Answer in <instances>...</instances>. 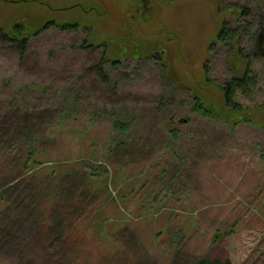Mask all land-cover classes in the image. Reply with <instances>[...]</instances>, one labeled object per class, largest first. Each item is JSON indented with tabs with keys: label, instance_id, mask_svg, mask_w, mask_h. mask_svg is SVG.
<instances>
[{
	"label": "rangeland",
	"instance_id": "rangeland-1",
	"mask_svg": "<svg viewBox=\"0 0 264 264\" xmlns=\"http://www.w3.org/2000/svg\"><path fill=\"white\" fill-rule=\"evenodd\" d=\"M50 20L80 29H47L25 57L0 42V141L18 134L21 116L52 124L66 98L65 121L46 127L50 171L100 164L115 112L136 143L125 163L107 161L112 193L96 202L104 215L82 221L86 238L75 233L46 264H264V0H0L6 30ZM223 30L235 38L222 41ZM105 54L121 60L104 66L113 88L91 69ZM249 74L256 84L236 91L247 111L231 128L220 88ZM200 103L211 116L195 111Z\"/></svg>",
	"mask_w": 264,
	"mask_h": 264
},
{
	"label": "trees",
	"instance_id": "trees-1",
	"mask_svg": "<svg viewBox=\"0 0 264 264\" xmlns=\"http://www.w3.org/2000/svg\"><path fill=\"white\" fill-rule=\"evenodd\" d=\"M50 28L62 32L78 31L80 24L57 23L50 20L41 27H36L25 22H15L9 30L0 25V42L16 49L21 57H25L31 42ZM220 36L221 40L225 41L229 37L235 38V33L223 30L218 35ZM92 46L87 40L82 44L84 49ZM106 64L117 66L121 64V60L105 54L100 63L91 69L97 72L102 84L113 88L114 80L104 71ZM163 65L167 68L164 62ZM255 84L256 76L249 74L226 82L220 88L223 94L221 100H224L221 106L222 118L231 128L240 123V118L244 117L242 114L247 111L241 104L235 102L236 91L243 90L248 93ZM164 98L168 97L164 96ZM160 102L158 108L161 107L162 100ZM71 106V102L65 98L60 106L62 117L55 118L52 124L48 125L49 128L45 122L38 123L34 117L21 116L18 120V134L16 132L12 137L1 138L0 259L4 264H46L48 261L47 259L44 261L46 255L51 256L53 253L62 258L64 251L65 254L68 252V247L65 246H70L74 239H77L75 233L79 235V240L85 239L84 229H87V225L84 226L82 221L89 223L91 219L99 220L104 215V211L103 208L97 207L96 202L100 198H105L107 193H112L107 161L123 164L130 159V154H133L132 149L136 141H128V138L134 126L124 120L125 115L122 112H115L112 115L117 136L113 138L108 154L102 157L100 164L98 160L86 161L81 157L79 160L83 158V161L79 166L64 167V170L60 171L55 168L50 171V168L44 167L43 159L49 156L46 145L52 143L50 139L53 137L51 136L53 131L48 132L47 129L57 123L62 125L70 109L72 110ZM212 109L206 108L201 103L195 107L196 112L203 111L207 116H211ZM236 118L238 120H234ZM172 134L178 138L177 131H172ZM116 138L121 139L114 140ZM12 139L13 146H8L7 143ZM116 141L117 146L113 147L112 144ZM116 149L119 152H115ZM79 173L83 181L78 180ZM79 185L84 188L81 190ZM99 192H102V196ZM108 219L110 218L106 216L102 222ZM101 228L99 224L97 229ZM82 230L83 235H81ZM193 264L233 263L229 258L224 257H202Z\"/></svg>",
	"mask_w": 264,
	"mask_h": 264
},
{
	"label": "flooded vegetation",
	"instance_id": "flooded-vegetation-1",
	"mask_svg": "<svg viewBox=\"0 0 264 264\" xmlns=\"http://www.w3.org/2000/svg\"><path fill=\"white\" fill-rule=\"evenodd\" d=\"M258 37V36H257ZM256 42H257V38H256ZM258 42H259V38H258Z\"/></svg>",
	"mask_w": 264,
	"mask_h": 264
}]
</instances>
